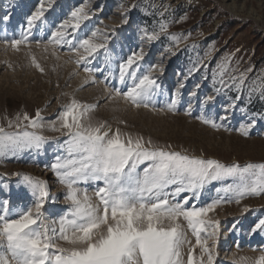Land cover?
Wrapping results in <instances>:
<instances>
[{
	"label": "rangeland",
	"instance_id": "374dc122",
	"mask_svg": "<svg viewBox=\"0 0 264 264\" xmlns=\"http://www.w3.org/2000/svg\"><path fill=\"white\" fill-rule=\"evenodd\" d=\"M39 6L40 0H0V126L9 132L24 130L23 126L9 128L8 121L15 122L17 114L35 117L39 109L43 127L28 125L26 130L46 138L39 148L0 155V204L7 201L10 212L26 209L33 202L30 190L16 173L47 181L49 196L43 211L49 219L68 210L66 185L58 182L51 168L57 157H68V135L66 130L54 131L51 126L60 127L58 117L72 99L95 105L85 122L94 126L105 122V130L120 129L150 139L153 146L225 165L264 163V99L258 92L250 99L248 92L254 82L258 86L264 79V0H51L50 4L45 0L44 23L32 29L30 43L20 45L19 50L4 43L5 38L11 41L27 32V19ZM78 8L84 9L88 19L75 32L67 29L69 39L74 36L77 44L99 30L92 38L106 45L80 63L79 56L87 55L82 48L77 53L67 45L47 43L51 32L70 20ZM162 22L167 24L166 33L160 32ZM153 31L159 38L149 40L146 33ZM172 34L180 37L179 43L169 38ZM133 53L141 56L136 61L137 76L150 73L158 85L148 107H136L115 94L116 89L123 93L132 86L131 78L121 82L119 68ZM33 57L43 71L33 64ZM227 58L237 74L246 72L245 88L239 92L234 88L217 92L220 85L213 86L212 69ZM201 62L207 67L195 70ZM85 67L92 71L85 72ZM89 79L95 83H85ZM199 117L214 121L217 127ZM242 126L247 127V136L239 131ZM145 166L140 165L137 171L142 173ZM234 182L232 177L212 180L169 199L175 203L187 198L186 208L205 207L231 197L232 193L223 189ZM75 187L81 193L86 191L93 204L100 202L95 193L103 181H81ZM166 191L174 192V186ZM206 219L219 221L209 228L216 232L214 237L201 235L214 254V264H245L243 258L252 264L264 255V231L253 230L264 219V194L245 196L239 203H221ZM179 222L190 242L181 248L187 264L190 248L194 257H199L201 250L186 221L181 218ZM57 243L68 247L63 241Z\"/></svg>",
	"mask_w": 264,
	"mask_h": 264
},
{
	"label": "snow or ice",
	"instance_id": "6c2138e0",
	"mask_svg": "<svg viewBox=\"0 0 264 264\" xmlns=\"http://www.w3.org/2000/svg\"><path fill=\"white\" fill-rule=\"evenodd\" d=\"M49 4L51 0H48ZM45 0H40V6L27 19V32H21L20 38L4 39L11 47L19 50L22 44L30 43L28 37L34 27L44 23ZM88 15L83 8L71 13V19L58 25L48 37V44L58 47L67 45L72 52L82 48L87 55H80L77 63L84 61L98 49H106L103 43H95L92 37L79 40L77 44L70 33L80 28ZM160 32L167 31V24L159 25ZM149 40L159 38V33H146ZM107 39V37H104ZM172 41L179 43L180 37L172 34ZM37 44L40 41H36ZM47 50V46H45ZM141 56L133 53L119 68L120 80L131 78L132 86L126 92L115 90L116 95H122L126 100L140 107H148L151 97L158 87L151 74L137 76ZM33 64L41 71L43 69L35 58ZM136 65V67H133ZM207 67L202 62L199 67ZM85 72H91L85 67ZM246 71H251L248 69ZM246 72H239L231 67V59L219 63L212 69L213 86L217 92L221 89L243 90L246 85ZM95 83L86 80L85 83ZM249 98L253 93H259L264 99V79L257 86L254 82L248 89ZM212 97H208L211 100ZM95 105L82 104L76 99L64 106L60 113V127L55 124L54 131L66 130L67 158L57 157L51 165L59 183L66 185V201L68 210L57 219H49L44 214V206L49 196L47 181L27 174L16 173L22 177V182L30 190L33 202L26 209L21 208L10 212L8 202L0 204V264H184L181 248L187 240L184 227L179 222L181 218L187 223V228L196 237V246L201 254L194 257L192 248L187 256V264H214V254L210 250L207 239H201L202 233L214 237L215 231L210 227L218 225L219 221L208 220V213L214 211L221 203H239L245 196L264 194V163H231L225 165L215 159H204L189 156L181 152L170 151L165 147L153 146L149 139L133 137L130 133H121L120 129L111 132L106 129V123L93 125L85 122L88 113ZM169 110L174 107L168 105ZM43 117L40 110L35 117L17 114L16 121H8L9 128L15 127L21 131H6L0 126V155L22 148H39L45 137L33 129L43 127L40 122ZM204 123L217 127L214 121L199 117ZM27 122V125H23ZM239 131L247 136L246 126ZM170 148V146H167ZM140 165H146L142 173L137 171ZM226 177L234 178L232 185L224 188L232 196L222 200H214L205 207L186 208L187 198L183 202H171L169 196L176 197L181 192L193 191L203 187L212 180ZM103 181V187L96 190L99 203L93 204L86 191L81 193L75 186L81 181ZM174 186V192L166 190ZM102 206V210H101ZM245 211L249 209L245 207ZM15 215L17 218H9ZM264 231V219L255 225L254 231ZM57 241L65 242L64 247ZM206 254V260H205ZM9 255L11 259H9ZM247 264V258H243ZM252 264H264V255L256 258Z\"/></svg>",
	"mask_w": 264,
	"mask_h": 264
}]
</instances>
